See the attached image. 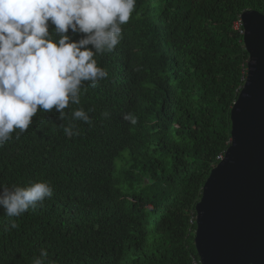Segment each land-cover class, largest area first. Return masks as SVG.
Here are the masks:
<instances>
[{
    "label": "trees",
    "instance_id": "trees-1",
    "mask_svg": "<svg viewBox=\"0 0 264 264\" xmlns=\"http://www.w3.org/2000/svg\"><path fill=\"white\" fill-rule=\"evenodd\" d=\"M249 10L264 14V0H137L119 45L95 57L108 77L64 120L38 111L0 147V186L53 188L20 217L0 209V264L42 248L45 264H201L196 207L231 145L249 62L234 26ZM80 107L95 109L90 124L72 119Z\"/></svg>",
    "mask_w": 264,
    "mask_h": 264
},
{
    "label": "clouds",
    "instance_id": "clouds-1",
    "mask_svg": "<svg viewBox=\"0 0 264 264\" xmlns=\"http://www.w3.org/2000/svg\"><path fill=\"white\" fill-rule=\"evenodd\" d=\"M136 3L0 0V147L13 139V133L18 139L26 132L38 111L50 113L55 109L64 120V110L70 104L81 103L82 89L95 88L108 77L95 57L116 49L122 39V26L132 18ZM75 35L81 38L74 40ZM94 110L80 107L71 112V117L90 124L89 113ZM122 119L137 123L131 112L123 114ZM62 127L68 137L79 135L73 124ZM0 189V209L10 218L20 217L53 196V188L46 181ZM10 227L16 228L17 224L12 222ZM8 230L6 226L4 231ZM47 256L42 248L32 264H45Z\"/></svg>",
    "mask_w": 264,
    "mask_h": 264
},
{
    "label": "water",
    "instance_id": "water-1",
    "mask_svg": "<svg viewBox=\"0 0 264 264\" xmlns=\"http://www.w3.org/2000/svg\"><path fill=\"white\" fill-rule=\"evenodd\" d=\"M242 19L248 74L231 113V145L196 207L201 264H264V14Z\"/></svg>",
    "mask_w": 264,
    "mask_h": 264
},
{
    "label": "built area",
    "instance_id": "built-area-1",
    "mask_svg": "<svg viewBox=\"0 0 264 264\" xmlns=\"http://www.w3.org/2000/svg\"><path fill=\"white\" fill-rule=\"evenodd\" d=\"M244 24H243V19H242V17H240L239 18V20L235 23V26H234V28L236 29V30H238V31H240L241 32V34H245V30H242V28L244 29ZM224 154L223 155H221L220 157H219V160L220 161H222L223 159H224ZM195 264H197L196 263V261L194 262Z\"/></svg>",
    "mask_w": 264,
    "mask_h": 264
}]
</instances>
